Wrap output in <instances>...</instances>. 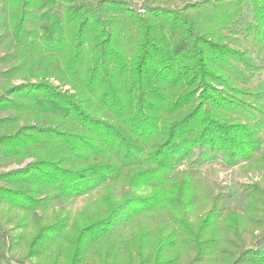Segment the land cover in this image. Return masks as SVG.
<instances>
[{
  "label": "trees",
  "instance_id": "trees-1",
  "mask_svg": "<svg viewBox=\"0 0 264 264\" xmlns=\"http://www.w3.org/2000/svg\"><path fill=\"white\" fill-rule=\"evenodd\" d=\"M6 39L0 264H264V0H0Z\"/></svg>",
  "mask_w": 264,
  "mask_h": 264
},
{
  "label": "rangeland",
  "instance_id": "rangeland-1",
  "mask_svg": "<svg viewBox=\"0 0 264 264\" xmlns=\"http://www.w3.org/2000/svg\"><path fill=\"white\" fill-rule=\"evenodd\" d=\"M136 5L140 6L143 0H134ZM245 22V21H244ZM9 30V29H8ZM5 35V33H3ZM10 39H6L3 43L0 44V57H2L6 51H8L7 46L9 44ZM242 46H247L246 42L240 41ZM9 66L6 64L1 65V70H5ZM14 83H18L19 81H13ZM5 116V113L0 115ZM262 153L264 154V143L262 146ZM16 166L14 164L8 165H0V171H7L9 169H13ZM241 164L236 165L233 168H226L222 163L215 162L212 164H206L205 166L199 168L200 173L207 178L208 180L214 182L219 186L221 191L226 196V205L229 209H234L236 211L241 212L243 207V201L241 197V191L252 181L256 180L259 177L257 172H245L240 169ZM96 194L94 193L92 197L83 196L76 198L74 201L70 203L68 206V211L71 214L76 213L80 208L90 199L94 198Z\"/></svg>",
  "mask_w": 264,
  "mask_h": 264
}]
</instances>
